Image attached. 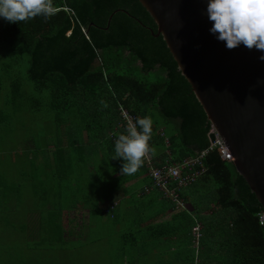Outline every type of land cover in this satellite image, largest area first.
I'll return each mask as SVG.
<instances>
[{"label":"trees","instance_id":"1","mask_svg":"<svg viewBox=\"0 0 264 264\" xmlns=\"http://www.w3.org/2000/svg\"><path fill=\"white\" fill-rule=\"evenodd\" d=\"M54 4L58 12L47 20L38 16L10 23L0 17L1 40L12 50L22 46L28 62L29 81L11 78V98L6 100L34 101L29 108L32 111L41 104L40 98L50 96L48 103L57 124L66 125L69 130L80 126L89 141L79 148L75 144L83 143L81 134L65 133V141L71 143L68 149L56 146L47 155L45 165L53 166L57 173L48 177L36 172L37 164L42 162L37 152L28 158L25 167L29 166L30 171L22 170L19 183L8 178L0 164V213L17 216L21 221L18 232L25 235V254L21 251L18 255L13 252L16 247L0 242V264L42 263L29 254L49 252L68 241L66 211L78 203L89 208V224L95 213L100 216L101 225L107 216H115V207L111 205L102 221V214L92 204L93 196L85 195V188L90 190L96 180L103 182L121 171L123 158L112 159L116 138L124 134L123 128L116 127L122 120L121 106L133 122L144 116L153 119L150 145L156 149V154H151L155 165L195 158L208 148L213 137L189 82L161 35L151 34L157 32L156 25L137 0H54ZM0 66L7 71L11 63L3 62ZM101 100L107 102V108ZM8 121L9 116L0 110V151L5 150L2 146ZM99 149L100 155L89 154ZM80 154L81 161L92 165L87 171L82 170L78 161ZM95 159L97 167L89 161ZM200 166L205 171L178 189L184 201L190 200L192 209L180 221L189 219V228L196 220L203 225L200 264H264V225L258 221L261 209L247 180L234 163L222 160L216 149L200 158L197 168ZM142 171L144 166L133 176ZM83 172H88L83 176L85 184L80 183ZM151 186L159 189L152 183ZM186 187L196 189L190 199H185ZM29 188L31 205L26 204ZM97 196L100 202L109 203L112 188L99 187ZM205 211L207 214H203ZM4 221L14 223L11 218ZM120 235L128 239L131 234ZM181 264L198 263L190 258Z\"/></svg>","mask_w":264,"mask_h":264},{"label":"water","instance_id":"2","mask_svg":"<svg viewBox=\"0 0 264 264\" xmlns=\"http://www.w3.org/2000/svg\"><path fill=\"white\" fill-rule=\"evenodd\" d=\"M228 148L264 215V52L229 50L210 32L208 0H137ZM127 13L126 11H124Z\"/></svg>","mask_w":264,"mask_h":264},{"label":"rangeland","instance_id":"3","mask_svg":"<svg viewBox=\"0 0 264 264\" xmlns=\"http://www.w3.org/2000/svg\"><path fill=\"white\" fill-rule=\"evenodd\" d=\"M3 62H10L11 66L7 71L0 66V110H2L6 116H9V121L4 127L5 133L2 147L5 150L0 151L1 169L14 183H19L22 179V170L26 169L30 171L29 166L25 167L28 158H31L37 152V158L39 160L42 159V162L37 164L36 172H40L42 177L57 174L53 166L49 167L45 165L48 163L47 155L51 154L56 146L68 149L71 142L65 141L64 134L66 131L75 133V135H80L84 130H81L80 126H77V130H69L66 129L67 126L64 124L58 125L48 103L50 96L48 99L40 98L41 104L35 106L32 111L29 108L34 101L29 102L21 98L16 99L14 102L10 100L7 101L6 99L8 96L11 98L9 94L11 78L17 77L24 83L29 81L27 79L26 70L28 62L26 60L24 48L19 45L16 49L12 50L10 46H7L0 38V64ZM2 74L4 77H2ZM116 127L117 129H122L124 125L119 121ZM81 137L83 143H88L87 141H89V139L87 137V132H84ZM93 144H95V142H93ZM38 148L41 150H38ZM43 154L46 156H43ZM78 161L80 163L79 159ZM90 161L97 167L98 162L96 159ZM80 165L83 171H87L84 160L81 161ZM87 173L88 172H83V175L81 174L82 179L80 183H86V178L84 179L83 176ZM102 178L101 176V179ZM27 183L24 189L27 187ZM100 183L101 180H96L90 190L85 188V190H87L85 191V195L88 193L90 197L93 196L92 204L99 212L100 210L105 211L106 209L101 207L95 189V186ZM149 188L150 186L144 188V191L149 190ZM63 190H66V188H63ZM62 195H65V192H63ZM30 196L31 190L29 188L26 193V204L28 205H31ZM185 208L189 209L188 205H185ZM88 210L89 208L80 205V203L74 207L68 208L66 211V236L68 241L57 249H51L49 252L41 251V253L35 251L31 252L29 256L35 258L37 262L42 261V263L39 264H156L154 259H151L155 254L142 261L139 257L137 261L134 260V258H136L137 241L133 242L132 239H136L131 237H134L136 232L133 230L127 232L129 235L131 234L129 237L127 236L128 239L120 235L123 229H125V225L131 222V220H129L130 218L127 219L128 222H123L122 219H112L109 215V217L107 216L106 222L101 225L98 220L100 216L95 213L91 217V222L89 224ZM7 218L13 219L14 223L12 225L7 224V222L4 221V219ZM20 222L21 221H19L15 215H9L7 213H3L2 215L0 213V242L5 243L4 246L9 245L10 247H16L13 252L18 255H21V251L25 254V235L18 232L17 229ZM194 247L196 246H193L191 240L189 244L182 242L180 246H177L174 255L170 256L173 258L170 259L171 264L186 263L190 258H195L196 263L200 264V256L203 255V251H200V243L196 251ZM132 256L133 261H130ZM29 262L31 261L29 260Z\"/></svg>","mask_w":264,"mask_h":264},{"label":"clouds","instance_id":"4","mask_svg":"<svg viewBox=\"0 0 264 264\" xmlns=\"http://www.w3.org/2000/svg\"><path fill=\"white\" fill-rule=\"evenodd\" d=\"M58 7L54 0H0V17L10 23L26 22L38 16L45 20L56 15ZM208 19L212 22L210 32L232 50L243 44L249 50L264 52V0H208ZM264 61V55L259 57ZM104 108L107 102L101 100ZM153 132L151 116L138 117L129 122L126 134L115 141L112 159L123 158V176H131L143 166L144 158L155 155L150 145Z\"/></svg>","mask_w":264,"mask_h":264},{"label":"crops","instance_id":"5","mask_svg":"<svg viewBox=\"0 0 264 264\" xmlns=\"http://www.w3.org/2000/svg\"><path fill=\"white\" fill-rule=\"evenodd\" d=\"M84 132L80 134L83 135ZM66 133L68 132L66 131ZM68 134L72 133L69 132ZM84 144L86 145V143H76L75 145L80 148ZM92 153L100 155L101 151L100 149L99 151L94 150L89 154ZM82 156L83 154H80L78 159L80 160ZM91 166L85 163L86 170L90 169ZM145 185L150 186L149 190L144 191ZM97 186H95L96 191H98L99 187L112 188L111 201L109 203L100 202L103 208L107 209L111 205L115 207V216L112 219H122L123 222H128L127 219L130 218L131 222L125 225V229H123L121 234H126L130 230L136 232L135 236L131 237L137 241L135 261L138 260V257L142 261L155 254L151 259L153 258L156 264H168L170 259H173L170 256L174 255L177 246H180L182 242L188 243L187 241H190V228L188 226L191 222H189V219L188 221L184 220V223L180 221L186 214L185 212L192 211L190 200H185L186 205L189 207L188 210L175 209L172 202L164 199L159 189L151 186V180L145 174V171L135 176H123L121 171L116 172L110 178L101 182L99 187ZM192 189L184 188L186 192L188 191V197L185 199H190L194 196V190L196 189ZM100 213L103 221L105 219V211L100 210ZM205 213L206 211L203 212V214ZM196 222L202 224L198 220L194 224ZM185 225L188 228L185 229ZM201 227L203 229V225Z\"/></svg>","mask_w":264,"mask_h":264},{"label":"built area","instance_id":"6","mask_svg":"<svg viewBox=\"0 0 264 264\" xmlns=\"http://www.w3.org/2000/svg\"><path fill=\"white\" fill-rule=\"evenodd\" d=\"M120 116L122 118V125H124V134H126L128 123L133 122V117L124 110L122 106L120 108ZM210 133L213 134V137L210 140L208 148L203 150L195 158H185L183 161L176 163L165 161L160 166L153 163L151 154L144 158L143 166L145 167V174L150 178L152 185L157 186L163 191L164 195L171 200L174 208L177 210H188L185 208L186 203L179 195L178 189L191 181H194L205 171L204 166L197 168V165L200 164L201 157L208 153V151L216 149L222 160L232 161V156L223 140L213 131L212 128L210 129ZM117 139L118 137L116 140ZM258 221L261 225H264V215L262 211L258 212ZM200 229H202V227L198 222L190 227L191 242L193 246H196L194 248H197L201 235H203L202 230Z\"/></svg>","mask_w":264,"mask_h":264}]
</instances>
